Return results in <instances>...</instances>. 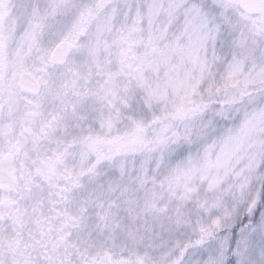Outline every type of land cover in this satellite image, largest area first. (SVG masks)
<instances>
[{"label":"snow or ice","instance_id":"snow-or-ice-1","mask_svg":"<svg viewBox=\"0 0 264 264\" xmlns=\"http://www.w3.org/2000/svg\"><path fill=\"white\" fill-rule=\"evenodd\" d=\"M0 264H264V0H0Z\"/></svg>","mask_w":264,"mask_h":264}]
</instances>
